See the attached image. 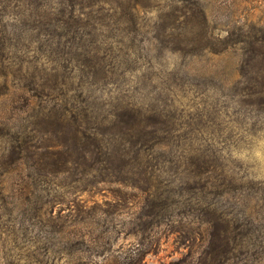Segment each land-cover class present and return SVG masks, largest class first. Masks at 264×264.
Listing matches in <instances>:
<instances>
[{
	"label": "rangeland",
	"instance_id": "obj_1",
	"mask_svg": "<svg viewBox=\"0 0 264 264\" xmlns=\"http://www.w3.org/2000/svg\"><path fill=\"white\" fill-rule=\"evenodd\" d=\"M82 2L83 7L77 0H72L75 14L88 13V23L98 24V37L105 38V44L111 43L107 37L121 41L119 56L125 60L128 57L124 58V55H130L132 62L122 67V71L130 72L120 83L124 95L129 96L126 100L135 102L143 110L148 109L146 114L157 121L156 126H160V122L176 126L178 131L173 136L194 147L211 149L210 153L216 152L222 158L224 168L239 183L237 191L231 195L233 198L228 201L234 205H227L226 209L233 217L250 210L252 217L257 218L254 230L257 237L251 239L253 243L249 249L263 258L264 104H255V98L249 92L256 86L251 78L264 75V0ZM13 26L16 31L18 25ZM13 26L8 24L9 29ZM89 27L77 28L76 36L84 35ZM17 36L13 39L19 40L18 46L24 48L27 37ZM85 39L90 40V37L85 36ZM0 41L6 42L1 38ZM55 46L60 48L59 53H51ZM55 46L42 47V53L37 50L27 53L29 65L32 67L36 58L46 67L49 66L46 58H71L65 53L66 47ZM99 88L95 95L106 98L115 85ZM18 94L16 92L14 98L8 100L0 98L4 105L1 106L3 122L16 123L11 121L16 114L25 117L31 114V106L12 105V101L20 97ZM104 101L108 100H101ZM26 120L32 121L31 118ZM27 129L31 135L37 134L33 125ZM41 140L37 143L56 142L54 136H44ZM168 150H162L166 151L164 155ZM180 150L181 147L174 146L171 151L178 154ZM34 160L28 164L30 168H11L13 173L3 178L4 186L10 191L38 186L36 196L40 201L55 199V203L47 206L55 219L52 222L46 220L48 223L44 222V225H55L56 229L34 228L29 220V224L24 225L26 231L17 233V238L13 236L10 240L4 227L11 218L7 219L6 214L0 217V264H7V260L14 264H35L36 260V264H122L126 252L139 240L132 229V218L141 206L136 191L125 188H118V191L112 184L89 190L91 179L81 174L86 166L81 163L76 170L73 161L67 164L60 177H45L41 174H44L47 161L42 156H35ZM163 164L169 166L171 163ZM167 165L160 168L170 174L166 178L173 180L176 177L180 181L177 174L183 168L180 162L173 165L178 169ZM161 171L159 175L163 177ZM21 172L31 173L32 178H24ZM56 185L57 192L54 190ZM238 199L239 203L235 204ZM61 225L66 229L59 233L57 230ZM156 236V249L147 253L139 264H170L188 253L184 247L188 236L185 230L178 236L175 232L159 229ZM83 237L88 242L78 244L76 240L80 242ZM97 243H101L102 248L96 247ZM9 251L13 253L7 259ZM200 251V247L194 249L189 264H199ZM207 261L214 264L209 256Z\"/></svg>",
	"mask_w": 264,
	"mask_h": 264
},
{
	"label": "trees",
	"instance_id": "obj_2",
	"mask_svg": "<svg viewBox=\"0 0 264 264\" xmlns=\"http://www.w3.org/2000/svg\"><path fill=\"white\" fill-rule=\"evenodd\" d=\"M77 1L83 7L82 0ZM87 15L83 11L75 14L72 0H0V38L6 41H0V98L8 100L18 92L20 97L12 105L31 106L28 117L16 114L11 118L16 123L3 122L4 105L0 103V217L11 218L4 233L10 240L13 236L17 238L29 220L34 228L56 229L55 225H44L55 219L47 209L55 199L40 201L36 196L38 186L10 191L3 182L6 175L13 173L11 168H30V161L42 156L47 161L41 174L45 177H60L73 161L76 170L81 163L86 166L81 174L91 179L89 190L112 184L118 191V188L132 189L140 196L139 212L132 218L133 233L139 240L126 252L122 264H139L147 253L154 251L159 229L178 236L184 230L188 234L184 243L188 253L170 264H189L196 247L201 248L199 264H208V256L214 264L263 263L264 257L249 249L251 239L257 237L254 231L257 218L252 217L250 210L233 217L226 209L227 205H234L228 201L239 183L224 168L222 158L216 152L210 153L211 149L194 147L173 136L178 131L176 126L164 122L156 126L157 121L146 114L148 109L126 100L129 96L124 95L120 83L130 72L122 71L124 65L132 62L130 55H124L128 58L123 60L119 56L121 41L112 37H107L111 43L105 44V38L98 37V24H89ZM8 24L18 25V29L15 31L14 26L9 29ZM81 27L89 30L76 36V29ZM17 35L27 37L24 48L18 46L19 40L13 39ZM33 43L37 46H30ZM55 45L66 47L65 53L72 59L46 58L49 63L46 67L36 58L32 67L29 65L27 53L36 50L42 53V47ZM58 48H52L51 53H59ZM251 81L256 86L249 95L255 98V104H264V75H255ZM106 85H115V89L106 98L96 96L99 86ZM102 99L108 101L101 102ZM29 124L37 134H30ZM44 136H54L56 142L37 143ZM174 146L181 147L178 154H172ZM164 148L169 149L166 155ZM179 162L183 167L177 173L180 181L176 177L166 178L170 174L164 169L162 172L161 166L177 168L173 165ZM22 175L32 178L31 173ZM65 229L61 225L57 232ZM81 240L76 242L81 245L88 242L84 237ZM95 246L102 248L101 243ZM12 253L7 252V259ZM7 264L14 263L7 260Z\"/></svg>",
	"mask_w": 264,
	"mask_h": 264
}]
</instances>
